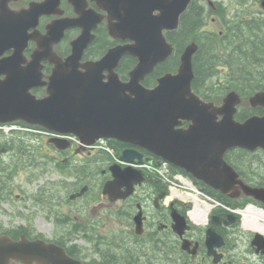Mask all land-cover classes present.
<instances>
[{
  "label": "water",
  "instance_id": "95a60500",
  "mask_svg": "<svg viewBox=\"0 0 264 264\" xmlns=\"http://www.w3.org/2000/svg\"><path fill=\"white\" fill-rule=\"evenodd\" d=\"M69 1L81 17L48 24V33L41 34L40 38L33 34L38 48L28 72L18 65V51L0 59V75L6 74L0 79V122L20 119L59 133H75L88 144L100 137L130 142L183 167L231 197L244 192L264 199V188L247 185L225 159V152L233 146L252 150L264 147V115L237 122L233 116L241 97L236 91L230 92L221 105L203 99L194 91L193 59L199 49L196 42L185 47L177 72L160 77L155 87L142 83L157 64L174 54L175 47L165 31L178 28L182 14L193 0H94L108 13L111 34L132 42L116 45L101 59L86 62L82 59L95 38L93 30L105 15L88 8L86 0ZM59 3L60 0L33 2L34 25L43 13L54 12L53 7H58ZM4 19L16 24L14 15L3 14L0 55L19 40ZM71 25H79L83 31L72 41V53L63 59L55 52L54 45ZM124 55L138 59L127 82L122 81L116 71ZM43 59L54 63L48 81L36 78V65ZM106 69L109 71L107 81L104 80ZM39 85L47 87L43 97L32 92ZM252 102L264 105V90L256 93ZM220 114L224 115L222 120H218ZM184 120L193 123L187 129L179 127ZM121 157L142 161L143 154L127 148ZM114 174L116 179L108 182L104 190L114 198L119 197L115 190L126 184L128 175L143 178V172L132 167L115 168ZM133 188V182L127 183L124 196ZM140 216L139 213L137 218ZM137 229L142 231L141 219ZM216 238L220 245L222 237L209 230L211 254H216L212 249ZM262 243L263 238L257 234L253 244L260 250L264 247ZM18 260L27 264H84L54 242L30 240L25 236L15 241L9 236H0V264H15Z\"/></svg>",
  "mask_w": 264,
  "mask_h": 264
},
{
  "label": "flooded vegetation",
  "instance_id": "af4514ba",
  "mask_svg": "<svg viewBox=\"0 0 264 264\" xmlns=\"http://www.w3.org/2000/svg\"><path fill=\"white\" fill-rule=\"evenodd\" d=\"M35 1L42 0H0V32L3 14L14 15L16 24L9 19H4L5 25L13 28V33L19 38L16 45L6 49L0 55V59L10 57L18 51L17 61L20 63L18 65L27 72L30 70L28 68L32 64L33 54L38 48V42L32 37L33 34H38V31L42 34L48 33L47 25L56 20L81 17L80 13L70 5L69 0H60L59 7H53L54 12L43 13L35 26L32 9V4ZM88 1V8L105 15V18L98 23V27L93 30L95 38L89 46L98 40L99 33L104 35L109 44L102 51H97L91 55L87 52L88 46L82 62L98 60L110 48L131 42L129 39L113 37L109 29L108 13L97 6L93 0ZM82 31L83 29L79 25H71L64 30L60 41H57L54 45L56 53L61 58L65 59L72 53V41L80 36ZM125 57H133L134 62L122 65L121 62ZM137 63L138 59L132 55H124L121 58L116 71L122 81L127 82L130 80V72ZM36 66L38 81H47L52 74L54 63L43 59ZM156 67L143 80L142 83L145 86L153 87L157 85L161 75L156 77L154 82L149 81V85L146 83L148 76L156 70ZM2 77H6V74L0 75V79ZM104 80H109L107 69L104 70ZM33 92L38 97H43L46 94V87L42 85L35 86ZM256 93H238L242 98L236 114L239 120H241L240 115L247 119L253 115L264 114V105L252 102V98ZM223 94H229V92L226 91ZM223 100L224 96L219 103L223 104ZM222 116L223 114L220 115L221 118ZM17 123L25 129L18 131L15 135H6V133L0 132V145H5L0 148V152L5 148L2 151H5L2 153L3 155L10 152V156H24L27 162H30L39 150L41 153H45L48 159L63 163L57 169L62 172V180H59V184L61 188L66 189V194L59 197L55 205H62L61 210L65 219V227L58 231L52 229L50 235L38 234L39 238H61L69 253L82 259L86 264H154L161 261L168 264H264V247L262 252L257 251L256 247L251 245L254 234H247L243 231L246 238L242 239L240 233L242 230V215L235 214L234 220L230 221L228 209L224 207V204L213 210L207 224H195L189 220L187 204L170 200L168 183L159 177L148 174H145L143 181L138 183L132 193L125 198L111 200L108 195L99 194L98 188L100 185L103 184L104 186L107 181L113 179L111 166L118 163L121 168L125 167V165L115 160V156L122 149L129 146L127 143L114 138H107L108 144L114 148V152L109 154L101 149L79 143L76 140L77 138L72 136L71 138L67 137V145H64L65 141H63L60 142L63 146L59 147L51 139L53 136H49L48 131L42 126L21 121H17ZM189 124L190 121H185L183 126L188 127ZM32 141L38 142L33 144ZM225 156L238 169L247 184L264 187V148L259 147L250 150L245 147H235L229 149ZM66 179H70L71 184L68 187H66ZM194 181L206 192L210 190L202 181L197 179H194ZM48 183L46 182L41 187L43 188L44 197L47 190H50V187L45 186ZM14 184L9 183L4 190L0 188V214H2L0 217V234H9L18 239L23 234L28 235L31 232L33 221H35L33 214H29L30 209L33 207L32 204L39 207L40 202L44 199L42 197V200H40L35 196L31 199V204L29 203L30 199L24 194H22V197L14 194ZM240 200L244 201L245 198L241 196ZM254 201L255 204L264 208V202L256 199ZM93 202L95 203L93 204ZM5 203L14 210L5 208L3 206ZM63 205L68 207V212L63 211ZM73 205L77 207L78 212L73 211L71 215L70 209ZM139 212L144 227L141 234L137 232L136 216ZM182 216L187 219V229L183 226L176 227L177 220H183H180ZM215 216L218 218L215 219ZM103 222H107V226L101 228L99 225ZM211 228L224 240L218 245L219 240L218 238L215 239L214 250L220 256L218 261H215L214 254H210L208 231ZM179 230L183 233L179 234ZM57 232L58 238H56ZM34 235L33 237H35ZM78 238L83 239L86 243L95 240L100 244L107 239V249L99 250L100 248L96 249L95 246L88 248L85 244L78 243ZM240 240L248 241V252L238 251ZM153 249L155 251L154 255Z\"/></svg>",
  "mask_w": 264,
  "mask_h": 264
},
{
  "label": "trees",
  "instance_id": "16d2710c",
  "mask_svg": "<svg viewBox=\"0 0 264 264\" xmlns=\"http://www.w3.org/2000/svg\"><path fill=\"white\" fill-rule=\"evenodd\" d=\"M237 1L244 6L249 0ZM216 4L219 9L210 12L222 17V29L218 31L205 29L208 23V11L201 0L192 1L181 17L179 28L166 32L168 40L175 45V54L158 64L156 70L146 80L148 85L149 81L154 82L156 77L169 71H176L183 49L190 41L195 40L200 45L194 57L196 76L193 87L197 93L206 99H215L222 97L223 93L229 90L252 94L263 86L264 18L260 19L245 10L232 13L224 1ZM244 8L248 10L247 7ZM97 39L87 49L89 55L102 51L109 44L102 33L98 34ZM130 62H134L133 57H125L121 64ZM214 78L217 79L213 80ZM244 118L240 115L241 120ZM3 146L5 145H0V148ZM13 157L14 155L10 156L9 162L4 163L5 157L0 156V188L2 190L12 183L17 169L27 164L26 158H17L14 161ZM209 188L210 194L224 199L229 204L242 203L241 200L232 199L220 191ZM57 242L64 245L62 241Z\"/></svg>",
  "mask_w": 264,
  "mask_h": 264
},
{
  "label": "rangeland",
  "instance_id": "374dc122",
  "mask_svg": "<svg viewBox=\"0 0 264 264\" xmlns=\"http://www.w3.org/2000/svg\"><path fill=\"white\" fill-rule=\"evenodd\" d=\"M226 3H228L231 7V9H237L242 7L240 4L234 2V0H224ZM254 4L256 1H253ZM250 7L254 8V6H252V3L250 4ZM259 8V4H256V8ZM215 15L214 14H210L209 15V21H208V25H209V29H221L220 25L214 21ZM214 21V22H213ZM35 144V143H34ZM37 144V143H36ZM52 153V151H51ZM17 158L19 159H25L24 156L22 157H17V155H14L12 160H17ZM46 161V162H45ZM8 163L9 159H5L4 163ZM60 164H63L61 161L57 162V161H52L50 159H48L45 156V153H41L39 150L36 152L35 156L32 158V160L30 162H27V164L19 167V169H17V174H15V178L13 179L14 181V185H13V192L14 194H17L19 197H22V194H24V196H26L29 200V203L32 204V198L33 195L34 196H38V198L40 200H42L43 197V201L40 202V206L43 208H50L53 210L54 214H60L62 213L61 210V206H59V204L55 205V203L58 202V198L62 197L66 194V189L61 188L60 184H59V180H62V172L59 171L57 169V167H59ZM69 178V177H67ZM70 179H66V186L69 185ZM46 182H49L47 185L50 187V190L48 189L47 192L45 193V197L43 196V188L42 185L45 184ZM64 187V186H63ZM39 189V190H38ZM95 202H93L94 204ZM92 204V206H93ZM33 207L30 209L29 214H33V218H35V228L41 233V234H45V235H50L52 229H54L53 223L51 222V220L45 215V212H47L46 210H42L41 208H39L37 205L32 204ZM80 205V204H79ZM3 206H5V208H10L9 205L7 203H5ZM66 205H63V211L64 212H68V207H65ZM76 206H72L71 207V212L75 211L76 213L78 212V210H76ZM11 210H14V208H10ZM19 209V208H18ZM75 213V214H76ZM2 216V214H0V217ZM101 228H104L105 226H107V222H103L102 224L99 225ZM63 224L59 225V229L62 230ZM243 231L247 234H250L251 231L250 230H246L245 228H242L241 230V235H242V239L246 238V236L243 235ZM105 240V239H104ZM107 241V239H106ZM102 242L101 244L95 240H91L88 241V243H86L83 239L78 238L77 242L80 244H85L86 246H88V248H92V247H97L96 249L99 250H106L107 249V242ZM97 242V244H96ZM91 250V249H90ZM249 250V244L248 241H243L240 240L239 241V248L238 251H242V252H248ZM108 251V250H107ZM128 252H131L129 250H127ZM108 253V252H107ZM132 253V252H131ZM155 254V251L153 249V255ZM165 260V259H163ZM154 264H168L165 263L163 261L159 262V263H154Z\"/></svg>",
  "mask_w": 264,
  "mask_h": 264
},
{
  "label": "bare ground",
  "instance_id": "6f19581e",
  "mask_svg": "<svg viewBox=\"0 0 264 264\" xmlns=\"http://www.w3.org/2000/svg\"><path fill=\"white\" fill-rule=\"evenodd\" d=\"M193 66H194V59H193ZM236 114H237V112L233 116L235 121H237V122L238 121L239 122H246L247 121L246 118H244L242 120H239L237 118ZM200 194L202 196H204V195H207V192L203 190V193H200ZM226 195H228V194H226ZM228 196L231 197L230 195H228ZM253 207H255V204H252V203H249L248 207H243L245 209L244 210V212H245L244 215L242 214L243 222H244V224L246 225V227L248 229L264 232V223L261 221L262 219H264V217H263L264 215H262V214H254V212H252Z\"/></svg>",
  "mask_w": 264,
  "mask_h": 264
}]
</instances>
